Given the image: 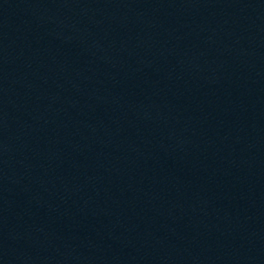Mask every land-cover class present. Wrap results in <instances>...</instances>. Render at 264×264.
I'll return each instance as SVG.
<instances>
[{
  "label": "water",
  "instance_id": "95a60500",
  "mask_svg": "<svg viewBox=\"0 0 264 264\" xmlns=\"http://www.w3.org/2000/svg\"><path fill=\"white\" fill-rule=\"evenodd\" d=\"M0 264H264V0H0Z\"/></svg>",
  "mask_w": 264,
  "mask_h": 264
}]
</instances>
